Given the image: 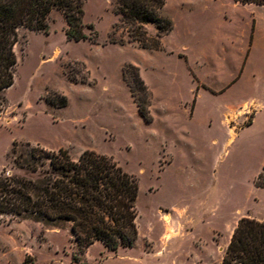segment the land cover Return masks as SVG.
<instances>
[{
    "label": "rangeland",
    "instance_id": "1",
    "mask_svg": "<svg viewBox=\"0 0 264 264\" xmlns=\"http://www.w3.org/2000/svg\"><path fill=\"white\" fill-rule=\"evenodd\" d=\"M83 10L88 40H68L59 12L47 34L19 31L0 112V178L33 177L14 164L13 142L63 148L73 159L86 150L112 157L138 179V238L116 252L96 242L81 255L70 223L0 215V264H219L240 218L264 221V189L255 186L264 167V50L246 57L264 9L166 0L173 29L159 50L115 30L109 0H87ZM145 27L154 36V25ZM130 65L152 93L151 122L130 95L127 82L140 95Z\"/></svg>",
    "mask_w": 264,
    "mask_h": 264
},
{
    "label": "trees",
    "instance_id": "2",
    "mask_svg": "<svg viewBox=\"0 0 264 264\" xmlns=\"http://www.w3.org/2000/svg\"><path fill=\"white\" fill-rule=\"evenodd\" d=\"M87 0H0V112L6 102L5 91L15 79L17 64L14 46L19 31L26 29L47 34L51 14L59 12L67 25L64 33L74 42L88 40L85 33L84 4ZM118 17L114 29L123 28L127 41L142 49L159 50L162 38L173 23L162 11L166 0H109ZM241 4L264 5V0H235ZM154 25L150 36L146 25ZM112 43L124 41L111 40ZM137 89L129 82L130 95L138 113L153 120L152 93L136 66ZM249 126V125H248ZM16 167L33 177L0 178V215L32 220L49 226L70 223L79 254L101 243L107 250L131 248L138 238L136 202L138 179L126 172L112 157L86 150L77 159L67 150H46L30 143L13 142ZM264 189V167L255 180ZM76 260V257H72ZM23 264H33L25 258ZM219 264H264V221L240 218L234 227Z\"/></svg>",
    "mask_w": 264,
    "mask_h": 264
},
{
    "label": "crops",
    "instance_id": "3",
    "mask_svg": "<svg viewBox=\"0 0 264 264\" xmlns=\"http://www.w3.org/2000/svg\"><path fill=\"white\" fill-rule=\"evenodd\" d=\"M234 2L235 3H239V2H236L235 0H234ZM239 4H241V3H239ZM242 5H247V6L251 5V7H253V10H255V11H259L260 9H264V5L260 6V5H255V4H252V3L251 4H242ZM258 16H259V18L257 20H254L252 22V24H251V33H250V36H249V47H248V50H247V53H246V57L247 58H249L250 55L256 49L263 48V50H264V18H262V15H258ZM161 42H162V40H161ZM179 56H182V55L179 54ZM243 65L245 66V63ZM244 66L242 67V69L244 68ZM262 79H263V85H264V72H263ZM235 82H236V80H233L231 82V84H233ZM233 108H235V107H231L230 111ZM251 125H249V126H251Z\"/></svg>",
    "mask_w": 264,
    "mask_h": 264
},
{
    "label": "bare ground",
    "instance_id": "4",
    "mask_svg": "<svg viewBox=\"0 0 264 264\" xmlns=\"http://www.w3.org/2000/svg\"><path fill=\"white\" fill-rule=\"evenodd\" d=\"M226 119H227L228 123H230L232 121L231 116L229 117V115H227ZM230 133H231L232 136L235 135V127L230 128ZM171 237L172 236H170V235H166V239H170Z\"/></svg>",
    "mask_w": 264,
    "mask_h": 264
}]
</instances>
